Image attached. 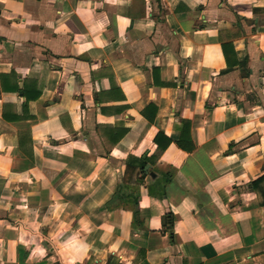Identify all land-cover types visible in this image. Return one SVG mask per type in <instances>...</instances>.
I'll use <instances>...</instances> for the list:
<instances>
[{
    "label": "crops",
    "instance_id": "0c3cea01",
    "mask_svg": "<svg viewBox=\"0 0 264 264\" xmlns=\"http://www.w3.org/2000/svg\"><path fill=\"white\" fill-rule=\"evenodd\" d=\"M0 264H264V0H0Z\"/></svg>",
    "mask_w": 264,
    "mask_h": 264
},
{
    "label": "trees",
    "instance_id": "16d2710c",
    "mask_svg": "<svg viewBox=\"0 0 264 264\" xmlns=\"http://www.w3.org/2000/svg\"><path fill=\"white\" fill-rule=\"evenodd\" d=\"M221 46H222V50H223V53L226 59V63H228L229 54L233 51L232 41L231 43H224L223 40H221ZM156 141H157V138H156ZM169 144H170V141L167 140L166 146H168ZM188 144H190L189 140L185 138H182L178 141V146L182 150L191 152L194 146H192V144L188 146ZM146 166H147V162H143L141 165V169L144 170ZM174 225H175V217L171 214L166 215L164 218V232L169 234L172 243H174Z\"/></svg>",
    "mask_w": 264,
    "mask_h": 264
},
{
    "label": "water",
    "instance_id": "95a60500",
    "mask_svg": "<svg viewBox=\"0 0 264 264\" xmlns=\"http://www.w3.org/2000/svg\"><path fill=\"white\" fill-rule=\"evenodd\" d=\"M148 169V168H147Z\"/></svg>",
    "mask_w": 264,
    "mask_h": 264
}]
</instances>
